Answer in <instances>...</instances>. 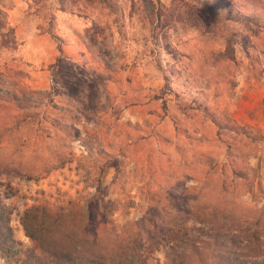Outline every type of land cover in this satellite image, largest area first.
<instances>
[{"label": "rangeland", "instance_id": "rangeland-1", "mask_svg": "<svg viewBox=\"0 0 264 264\" xmlns=\"http://www.w3.org/2000/svg\"><path fill=\"white\" fill-rule=\"evenodd\" d=\"M16 2L36 34L0 0V264H58L36 212L96 261L264 264V0Z\"/></svg>", "mask_w": 264, "mask_h": 264}, {"label": "trees", "instance_id": "trees-1", "mask_svg": "<svg viewBox=\"0 0 264 264\" xmlns=\"http://www.w3.org/2000/svg\"><path fill=\"white\" fill-rule=\"evenodd\" d=\"M161 15H162L161 11L158 9L157 10L158 19L161 18ZM31 217L32 218L29 221V224L30 225H34L35 227H30L28 225V223H27L26 226L24 225L25 230L26 231L30 230L31 232H29L28 235L30 237L35 238L36 240L40 241L39 243H40L41 246H43V247L47 246V245H45V241L46 240H50L51 239V241L55 242V239L58 236L60 250L58 252H57V250H54L55 252L51 251V256L56 260V262L58 264H115L117 262V260H114L112 256H110V259H108V261H106V262H102L103 260L102 261H96L92 256H91V258H89V256L84 258L83 254L80 253V251H78V247L77 246H75L74 244H72V246H70L68 244V241L64 240V238H67L66 234L70 235V233H69V231L67 229V225H66V223L68 222L66 217L62 216L61 219H60V222L57 223V224H54V225H51V222H49L48 224L44 225L43 224V220L42 219L40 220L39 215H38L37 212L33 213ZM53 217H54V220H55L56 216H53ZM57 218H59V217H57ZM170 230L168 229V231H170ZM32 232H35V233H32ZM77 234L81 235L82 239L86 236L84 234V232H78ZM244 237H245V238H243L244 240L249 241V239H247V238H251V237L253 238L254 235L250 234L248 236L245 235ZM86 238H87V236H86ZM190 243L185 244V245H179V247L182 248L181 249L182 252L178 253L177 258L174 259V264H189L185 260V256L186 255L183 256V252L185 251V249H187V247H189L190 251L193 254L198 255L199 262H201V264H209L208 259L204 258V255L202 253L204 247L200 246L199 244L192 245ZM246 246L247 245H244V247H246ZM145 247H146L145 243H144L143 246L140 243L136 244V248L137 249H142V248H145ZM179 247H176V250L179 249ZM132 251H133V249L130 250V252H132ZM219 256H220V254H219ZM76 259L79 260V261L76 262ZM225 263L229 264L230 261L226 260Z\"/></svg>", "mask_w": 264, "mask_h": 264}, {"label": "crops", "instance_id": "crops-1", "mask_svg": "<svg viewBox=\"0 0 264 264\" xmlns=\"http://www.w3.org/2000/svg\"><path fill=\"white\" fill-rule=\"evenodd\" d=\"M9 5H7L6 12L8 16V21L10 25L15 26L17 24H21L24 30L25 37H31L36 34L35 30L33 31L31 28V21L30 19H26L25 15L23 14L24 5L22 3L16 2V0H8ZM61 21H69L67 16L62 15ZM70 26V25H69Z\"/></svg>", "mask_w": 264, "mask_h": 264}]
</instances>
